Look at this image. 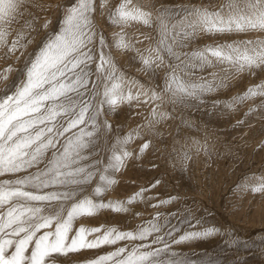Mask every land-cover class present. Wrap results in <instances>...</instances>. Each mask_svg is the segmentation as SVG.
Segmentation results:
<instances>
[{"label":"snow or ice","instance_id":"snow-or-ice-1","mask_svg":"<svg viewBox=\"0 0 264 264\" xmlns=\"http://www.w3.org/2000/svg\"><path fill=\"white\" fill-rule=\"evenodd\" d=\"M96 8L95 0L60 4L0 0V59L8 62L0 68V81L6 82L0 94V264H197L189 258L197 254L184 256L174 246L208 240L221 230L215 226L192 230L193 220L199 225L203 218L193 215L194 204L188 206L179 194L147 195L166 187L161 179L166 173H158L126 200L105 202L103 194L117 185L115 173L149 151H168V157H176L184 169L193 155L211 158L214 147L207 136L201 141L184 133L181 143L182 127L196 126L181 118L180 108H199L207 96L228 87L234 73L264 72V0H221L219 4L121 0L115 7L109 6V0H100L101 13L108 8L109 22L122 29L114 33L113 42L95 24ZM50 9L59 14L56 20L40 22L38 13ZM133 22L157 29L167 40L141 54L123 31ZM13 25L19 27L14 31ZM254 33L260 36L245 38ZM200 36L224 39L186 50ZM113 47L135 51L140 71L151 76L143 83L130 81L137 89L135 95L131 90L125 94L120 87L125 78ZM207 69L218 71L196 75V70ZM258 97L264 98V81L228 101L213 100L211 107L234 111L236 105ZM141 101L152 105L145 122L113 144L114 126L108 116L118 115L122 105L131 107ZM257 108L261 109L258 118L264 120V99L245 116L257 113ZM174 120L179 124L169 142L171 149L158 148L157 141L166 143L159 126ZM243 123L237 121L235 126ZM201 127L206 125L201 122ZM137 139L143 142L134 154L127 146ZM258 147L264 149V142ZM97 177L102 184L93 188ZM251 192L264 195V180ZM137 203L153 208L176 204L177 210L156 212L148 226L141 224L134 230L75 226L79 218L103 210L129 213ZM235 236L231 243L236 264H248L238 256L240 249L264 252V234L258 240ZM118 241L128 243L101 251ZM225 249L232 250L228 245ZM87 250L97 254L84 258Z\"/></svg>","mask_w":264,"mask_h":264},{"label":"rangeland","instance_id":"rangeland-1","mask_svg":"<svg viewBox=\"0 0 264 264\" xmlns=\"http://www.w3.org/2000/svg\"><path fill=\"white\" fill-rule=\"evenodd\" d=\"M45 4H60L63 0H38ZM121 0H109V6L115 7ZM159 4L162 0H153ZM173 3L187 2V0H172ZM196 3L219 4L221 0H195ZM97 5L94 12L95 24L103 29L104 34L113 42L114 33L120 32L121 26L113 25L107 18L108 8L103 13L99 9L100 0H95ZM136 3V0H133ZM33 11H36L33 9ZM40 22L45 18L56 20L58 13L52 11L38 13ZM15 31L19 25H13ZM123 31L127 39L135 44L141 54L147 55L145 49H153L155 44L161 40H167V37H161L157 29L147 28L139 23H130L123 26ZM149 36L151 39L145 40ZM260 36L254 33L250 37ZM239 38V37H236ZM224 38L200 36L195 42L191 43L186 50H192L202 47L205 44L213 43L214 40L223 42ZM119 68L124 75V81L120 83L121 89L125 94L129 90L135 95L136 87L130 84L132 80H138L141 83L151 79L149 73L140 71L141 63L137 58V53L133 50L121 51L112 48ZM155 53L153 52V56ZM13 60L15 57L12 58ZM6 61L0 59V68L7 66ZM167 61H165V64ZM218 71V69H207L204 73L196 70V75L207 76L208 72ZM161 74L163 69L160 70ZM264 81V72H258L256 75L250 73L233 74L228 87L220 89L218 92L210 94L205 98V103L199 108H180L183 113L182 119L190 120L196 127L193 129H181V143L183 135L187 133L190 137L204 140L207 136L210 143L213 144L214 151L211 158H206L203 153L199 156L193 155L188 162L187 169L182 168L181 162L176 158L168 157V151L153 153L149 151L138 161H129L128 166L119 173H115L118 180L117 185L103 194L105 202L108 200H126L130 195L139 190L140 186L147 185L158 173H166L161 179L166 182V187H158L155 192H149L147 195L160 193L164 198L167 193L179 194L180 197L189 202L188 206L194 204V212L197 218L202 217L203 222L199 225L193 224L192 230H202L204 227L215 226L220 228V233L204 241H193L187 244L175 245L174 251L181 252L184 256H190L200 264L201 260H213L215 264H236L233 259L235 254L232 240L239 234L240 239L244 240L251 237L258 240L260 234H264V195L252 193L251 187L264 180V149L258 147L264 142V120L258 118L261 109L257 108V113H245L250 107L259 105L261 99L248 100L243 104L236 105L234 111L224 109L222 106L213 109L211 107L213 100L228 101L232 97L242 94L248 87L259 84ZM4 81H0V94L5 87ZM168 108V105L164 106ZM152 105L149 103H133L131 107L122 105L118 115H109L108 119L114 126L110 135L112 143L118 145V141L124 134L137 128L145 122ZM243 120L241 126H235L237 121ZM203 122L206 127H201ZM179 120L170 121L159 126L163 132L165 144L161 145L158 141L156 146L161 149H171L169 143L175 134L176 125ZM147 135V131H144ZM143 141L134 140L127 146L129 151L134 154L138 151ZM180 146L177 145V148ZM107 155V153H106ZM153 164L158 167L153 168ZM174 165V166H173ZM7 178V177H5ZM98 177L94 181L93 188L101 185ZM247 185V189L243 186ZM155 204L156 201L151 202ZM177 210V205H168L166 208H153L144 203H137L132 206L129 213H112L103 210L93 217H84L78 219V224L96 227L104 225L106 227H117L119 230H134L136 226L144 224L148 226L149 220L156 212L167 214L168 211ZM183 211V208L179 209ZM200 210V211H196ZM133 213H139L133 216ZM128 242L118 241L116 245L105 246L101 251H113L116 247L124 246ZM225 245L230 246L232 250L225 249ZM206 252L205 255H199ZM97 254L96 250H87L83 253L84 258H91ZM238 256L248 261V264H264V252L258 249L245 251L240 249Z\"/></svg>","mask_w":264,"mask_h":264},{"label":"bare ground","instance_id":"bare-ground-1","mask_svg":"<svg viewBox=\"0 0 264 264\" xmlns=\"http://www.w3.org/2000/svg\"><path fill=\"white\" fill-rule=\"evenodd\" d=\"M109 39V38H108Z\"/></svg>","mask_w":264,"mask_h":264}]
</instances>
